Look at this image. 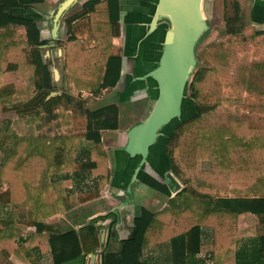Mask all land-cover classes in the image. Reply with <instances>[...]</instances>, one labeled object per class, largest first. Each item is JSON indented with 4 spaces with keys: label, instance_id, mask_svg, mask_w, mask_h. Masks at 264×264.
I'll use <instances>...</instances> for the list:
<instances>
[{
    "label": "trees",
    "instance_id": "1",
    "mask_svg": "<svg viewBox=\"0 0 264 264\" xmlns=\"http://www.w3.org/2000/svg\"><path fill=\"white\" fill-rule=\"evenodd\" d=\"M45 1L0 0V102L4 104V112L14 111L18 116L30 117V122L41 120L44 113L53 118L57 107L71 104L65 94L48 99L57 91L49 65L43 60V47L51 39L44 38L39 22L14 15V10H30ZM121 1L106 0L105 8L101 9L100 2L89 0L80 12L65 21V30L74 33L77 39L66 33L63 39L70 42L59 43L64 51L63 71L66 77H72L77 91L98 96L107 88L116 87L121 80L123 58L114 55L113 45L121 34ZM234 7L235 17L227 21V27L230 34L237 35L239 32L230 26L231 21H241L240 3L235 2ZM13 26L25 28L23 41L6 42ZM256 35L260 37L262 32ZM235 58L232 50L223 45L208 47L203 52L205 66L193 73L189 86L194 114L185 116L171 132L166 148L171 157V172L184 188L179 191L175 180L169 178L162 182L146 173L141 183L149 189L167 198L178 192L170 199L169 207L160 212L138 206L123 248L118 252L107 251L102 264H146L145 249L167 242L172 264H205L198 259L199 254L214 260L225 254L219 264H264V234L248 240L238 250L233 249L241 215L250 213L264 221V107L257 103L264 99V60L245 59L239 65L230 87L244 91L247 98L227 99L219 74L236 66ZM31 86L36 89L34 98L7 107L15 94L26 92ZM228 102L232 108L227 106ZM77 104L87 119L82 140L91 145L81 149L80 145L73 144L75 141L70 144L60 136L67 155L56 170L53 161L58 162L61 157L59 141L51 159L41 151L24 158L27 143L18 141L12 145L13 151L0 171V180L8 186L0 194V200L15 207L33 200L43 214L11 220L8 228L0 231V264H16L14 256L29 264H40L41 257L48 253L53 254L55 264L74 263L101 247L99 222L113 218L110 227L118 226L119 216L115 212L93 219L85 234L75 229L61 232L58 226L46 223V217L54 214L56 207L65 211L72 208L67 201L74 193L66 191L82 173H90L97 179L95 190L82 193L84 202L99 198L110 182L106 156L93 146L102 143V131L119 129V110L110 106L91 111L82 102ZM218 107L222 109L215 113ZM2 143L5 142L0 138V149ZM35 143L36 148L38 139ZM206 163L210 169L204 168ZM51 172L57 175L56 180L46 191L42 190V179ZM182 173L190 175L189 182L182 179ZM198 185L209 193L200 192ZM17 223L35 228L36 234L23 239L15 234ZM204 229L212 230L211 243L202 242Z\"/></svg>",
    "mask_w": 264,
    "mask_h": 264
},
{
    "label": "crops",
    "instance_id": "2",
    "mask_svg": "<svg viewBox=\"0 0 264 264\" xmlns=\"http://www.w3.org/2000/svg\"><path fill=\"white\" fill-rule=\"evenodd\" d=\"M53 1L54 0H46L44 4L35 5L33 9L30 10H14V15L17 17L33 19L37 22H45L49 25L51 41L48 45L43 47V49L47 50L46 53L48 54L45 53L43 55V60L48 64L47 57L45 56L50 55V50L59 48L55 50L54 55L59 57L58 62L61 64V68L54 67L53 71L49 66L52 74V84L57 88V91L60 90L61 92L58 93L56 91L57 93H53L57 95H67L70 98L69 101H71V104L68 106L82 102L83 106L91 111H97L110 106L117 107L119 110V129L117 131H102V143L93 146V149H97V152L106 156L111 175L110 182L105 187L106 189L101 192L100 197L84 202L81 195L85 191L79 192V200H77L78 194L75 193L73 197L70 198L69 202L67 201L68 204L72 206L70 210L64 211L58 208L52 215L57 214L59 211L64 212L65 217L70 219L66 218L69 224L78 230L75 226L81 224L85 225L86 222L88 223L100 215H107L109 212H119L117 213L118 216L121 219L123 218L120 224H127L129 227V224L132 223V218H130V216L135 215L138 206L145 207L154 213L160 212L166 207H169L170 199L174 198L178 192H173L172 197L167 198L141 183L146 173L151 174L160 181H168V177H171V157L166 152L169 138L168 134L166 136L162 135L161 140L157 142L151 150L146 168H139L141 161L140 156L133 157L126 151L129 133L149 116L159 98V84L152 74L158 68L160 59L162 58L168 37L169 26L163 19L158 23L157 27H152L156 13L155 8L157 0H122L121 34L113 41L114 55L120 53L123 58L121 80L116 87L107 88L100 95L94 96L87 91H77L72 77L65 76L63 71L64 51L59 47V43L65 44L70 42L63 39L65 33L73 34V40L77 39V36L72 32H67L65 30V22H63L61 26L63 29L62 36L55 39L56 34H54L53 21L62 2L59 4L57 10H55L54 6L60 0H55V3ZM87 1L89 0H86V2ZM105 1L106 0H100L99 7L101 9L105 8ZM253 1L256 12L259 14V17L262 18L261 20H263L261 23H257V25H259L261 29V37H264V0ZM47 7H49L50 10L49 12L46 11V14H44L43 10ZM75 14H69L68 18ZM19 28L24 29L25 38V28ZM256 33H254V35H256ZM53 38L54 41L52 40ZM53 43H55V45H53ZM261 46L264 48V44H261ZM247 49H249L248 46L243 48L244 54H247ZM64 108L65 105L56 108L53 114H57L60 112V109ZM194 110L193 100H191L188 95L185 109L186 116H192ZM206 164L210 166L209 163ZM117 170L118 173L116 172ZM134 174L137 176L136 185L131 189L128 184L131 182V178H133ZM83 175L92 176L90 173H82L80 177L82 181L84 180ZM92 178L94 177L92 176ZM72 186H70L69 189H73ZM121 192L124 195L127 193L125 203L122 206H116L109 210V208L113 207V202L117 201L116 197L120 196ZM71 193L72 192H69L68 194ZM125 213L129 215H127V219L124 215ZM241 216H243V221L257 218L250 213ZM45 220L47 224H53L49 222L48 219ZM131 226L132 225H130V227ZM169 256L171 257L170 254ZM93 257L95 259L96 254H94ZM144 257L145 251L143 261L147 264ZM23 264H25V262H23Z\"/></svg>",
    "mask_w": 264,
    "mask_h": 264
},
{
    "label": "rangeland",
    "instance_id": "3",
    "mask_svg": "<svg viewBox=\"0 0 264 264\" xmlns=\"http://www.w3.org/2000/svg\"><path fill=\"white\" fill-rule=\"evenodd\" d=\"M64 0H60L57 4H55L54 9L57 10L59 4ZM96 2H100V0H95ZM55 3V0L53 1ZM86 2V0L84 1ZM83 2V3H84ZM235 2H239L241 6V21L240 22H232L230 29L235 32H239L237 35L230 34V30L227 27V21L232 20L235 17ZM83 3L81 2L77 7H75L71 12V14H75L82 9ZM50 8L47 7L43 10L44 14L46 11L49 12ZM205 14L208 22V30L204 33L200 41L198 42L196 48V58L197 64L193 70V73L198 70L200 67H204L205 63L202 59V54L207 50L208 47L223 45L225 48L232 50L234 56L236 57L234 60L237 61L236 66L232 67L228 72L220 73L219 78L223 86L225 97L228 98H238L240 97L242 100L247 98V93L240 90L236 86L230 87L232 85L237 69L239 65L243 64V61H261L264 60V48L261 44H264V37H257L254 35L256 32H261V29L257 23H261L262 18L259 17V14L256 12L254 7L253 0H206L205 2ZM258 18H257V17ZM39 26H41L43 36L45 39H51L49 25L45 22H39ZM25 31L19 27H12L10 29V34L8 35L6 42H19L23 41L25 38ZM5 42V43H6ZM248 46L249 49L247 54H244L243 48ZM59 48L50 50V55L47 57L48 65L53 71L55 68H61V64L58 62L59 57L55 56V50ZM256 49V50H255ZM258 50V51H257ZM46 49H43V55L46 53ZM47 54V53H46ZM62 54V53H61ZM121 56L120 53H117ZM48 55V54H47ZM61 57V55H60ZM233 60V59H232ZM58 63V64H57ZM193 77V74H192ZM61 93L60 90L57 91ZM56 92V93H57ZM188 94L190 92L188 91ZM36 96V89L34 86H31L30 89L26 92H20L15 94L12 98V101L7 105L8 108L13 107L14 105H19L26 103L30 99ZM260 106L264 107V99L262 101H257ZM262 104V105H261ZM231 102H228L227 106L231 107ZM4 104L0 102V138L3 146L0 149V171L5 163L9 152L13 151L12 145L16 142H26L27 149L24 155V158L33 154L35 152H42L48 158L51 159L50 155L54 153V149L57 145L60 146V151L58 154L61 155L58 162L53 161L54 170L58 167L60 163L64 162V158L67 155V151L62 149L64 146L60 136L65 137L67 141L72 144L73 141L78 144L79 148L83 149L84 147L91 145L89 142L82 141V134L85 132L87 127V119L81 113L82 111L78 109L77 104H73L71 106H65L64 109H60V112L57 114H53V118H50V115L46 113L41 115V120L30 122V117H21L18 116L14 111L4 112L3 111ZM59 108V107H57ZM222 108L218 107L214 111L215 113L220 111ZM214 113H211L213 115ZM8 141H5L6 138ZM38 139V145L36 146L35 140ZM81 141V142H80ZM55 142V146H54ZM46 143V145H45ZM32 146V147H31ZM75 146V145H74ZM48 149V150H47ZM45 152V153H44ZM205 169H210L208 164H204ZM118 173V170L116 171ZM55 172H51L47 174L42 179V190H47L49 185L52 184L53 180H56ZM136 173V172H135ZM73 175V174H72ZM71 176V175H70ZM83 181L80 178L76 179L73 183V189H67V194L69 192H73L77 195V200H79L80 193L86 191H93L96 189L97 181L89 175H83ZM135 177V174L133 175ZM171 178L178 183V190L181 191L184 188V185L174 177L172 174ZM182 179L189 182L190 175L187 173H182ZM162 182H166V180H161ZM136 185V179L131 178V182L128 186L133 189ZM8 186L6 183L0 180V194L7 190ZM106 189V188H105ZM200 192L206 194L209 193L205 187H200L198 185L197 188ZM176 190V191H178ZM33 192V190H31ZM131 191V190H130ZM127 193L124 195L122 192L120 196H117V201H114L111 208H115L116 206H122L127 199ZM131 196V195H130ZM214 196H221V194H215ZM224 196V195H223ZM115 197V195H114ZM113 199V198H112ZM69 202V201H68ZM67 202V203H68ZM36 204L33 200L28 201L24 206L15 207L10 204H5L0 200V231L8 228L7 223L14 219L25 220L28 218H37L42 217L43 213H40V210L36 209ZM59 207H56L58 209ZM135 209V208H134ZM137 209V208H136ZM65 211V210H64ZM107 212V211H106ZM111 213V212H109ZM119 213V212H116ZM126 219L128 218V214H124ZM128 215V216H127ZM137 215V210L135 215L130 216L132 218V223L128 225L120 224L123 220L119 217V223L116 228H111V223L113 222V218L108 219L106 221H101L98 223L99 228V236L101 239V247L98 251L89 254L82 260H79L70 264H102L103 256L107 251L118 252L124 246L125 241L128 239L130 234V229L133 226V218ZM54 216V217H53ZM105 216V215H100ZM68 217H65L64 212H57L55 215H51L50 217H46L49 222L53 223L52 225L58 226L59 231L68 232L73 230L74 228L71 224H69ZM70 220V219H69ZM91 222V221H90ZM90 222H86L85 225L81 224L77 227V231L85 234V228L89 226ZM73 223V222H72ZM120 225V226H119ZM130 225H132L130 227ZM15 234L21 236L23 239L29 238L30 236L36 234V229L30 226H27L23 223H17L15 226ZM264 234V221L259 220L258 218H253V220L243 221V216L239 217L238 223V238L233 246L234 250H238L244 243L248 240L255 238ZM111 235H114L111 237ZM110 240V241H109ZM213 241V232L211 229H204V233L202 236V242L207 244ZM169 243H164L162 245L154 246L149 249H145V257L144 259L147 261V264H172L171 257L169 256L170 252ZM96 254L94 259L93 255ZM225 254L217 260L212 259L211 256L205 254H199L198 259L204 261L205 264H219L223 261ZM170 258V260H169ZM13 260L16 264H28L25 259L18 258L17 256L13 257ZM22 260V261H21ZM40 264H55L54 257L52 253L47 254L46 256L41 257Z\"/></svg>",
    "mask_w": 264,
    "mask_h": 264
},
{
    "label": "water",
    "instance_id": "4",
    "mask_svg": "<svg viewBox=\"0 0 264 264\" xmlns=\"http://www.w3.org/2000/svg\"><path fill=\"white\" fill-rule=\"evenodd\" d=\"M84 1L65 0L61 3L53 21L55 39L62 36L61 26L70 12ZM205 2L206 0H157L152 27H157L163 19L169 26L162 58L152 74L159 84V98L149 116L131 130L126 146V151L131 156L141 157L140 169L146 168L150 152L162 135L170 136L186 116L189 86L197 64L196 48L208 30ZM56 95L52 93L48 99ZM133 179H137V176Z\"/></svg>",
    "mask_w": 264,
    "mask_h": 264
},
{
    "label": "bare ground",
    "instance_id": "5",
    "mask_svg": "<svg viewBox=\"0 0 264 264\" xmlns=\"http://www.w3.org/2000/svg\"><path fill=\"white\" fill-rule=\"evenodd\" d=\"M66 34V33H65ZM65 34L63 35V38L65 37Z\"/></svg>",
    "mask_w": 264,
    "mask_h": 264
}]
</instances>
